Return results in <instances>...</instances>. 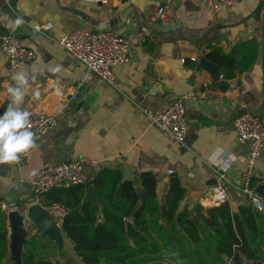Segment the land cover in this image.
Here are the masks:
<instances>
[{
    "label": "crops",
    "instance_id": "obj_1",
    "mask_svg": "<svg viewBox=\"0 0 264 264\" xmlns=\"http://www.w3.org/2000/svg\"><path fill=\"white\" fill-rule=\"evenodd\" d=\"M17 18L24 23L17 26ZM37 25L46 27L39 30ZM100 28L117 30L130 40V62L114 67L116 86L90 72L60 43L72 30ZM10 30L36 57L14 69L0 50V115L10 102L7 87L16 86L13 76L26 72L21 108L36 106L54 115L58 124L37 142L24 165L0 164L4 210L42 202L32 188L36 171L76 159L86 162L89 181L103 167L121 170L124 179L138 185L142 172H153L162 203L177 177L186 187L189 210L207 203L218 183L234 207L248 201L236 185L248 170L250 143L239 139L234 120L248 111L264 123V0H240L217 12L201 0H0V35ZM250 39L259 42L258 61L245 72L237 70L228 90L219 85L222 77L214 83L199 68V58L215 48L230 52ZM79 83L83 85L77 89ZM183 95H190L186 148L155 127L145 112L164 109ZM217 148L224 151L214 164L209 157ZM227 154L235 158L225 171L228 180H221L217 164ZM252 176L264 182V146ZM90 187L85 199L98 206L103 218V206ZM62 231L68 257L56 244L55 260L82 264Z\"/></svg>",
    "mask_w": 264,
    "mask_h": 264
},
{
    "label": "trees",
    "instance_id": "obj_2",
    "mask_svg": "<svg viewBox=\"0 0 264 264\" xmlns=\"http://www.w3.org/2000/svg\"><path fill=\"white\" fill-rule=\"evenodd\" d=\"M206 56L220 66L219 85L228 90L237 70L245 72L258 61L259 42L242 41L230 52L215 48ZM89 185L103 206V218L98 206L85 199ZM251 186L264 197L261 178L252 176ZM41 199L44 205L61 203L67 208L62 226L85 264H264V212L249 198L237 207L227 200L189 210L186 187L177 177L171 179L164 203L153 172H142L138 185L108 167L91 181L53 188ZM3 201L0 197V264L9 251ZM56 248L54 241L34 234L26 240L24 264H71L54 259Z\"/></svg>",
    "mask_w": 264,
    "mask_h": 264
},
{
    "label": "built area",
    "instance_id": "obj_3",
    "mask_svg": "<svg viewBox=\"0 0 264 264\" xmlns=\"http://www.w3.org/2000/svg\"><path fill=\"white\" fill-rule=\"evenodd\" d=\"M100 3H106L109 0H92ZM202 3L217 12L223 7L235 5L240 0H201ZM160 13L163 9L160 8ZM46 27L37 25L39 30ZM60 43L72 56V58L81 61L87 69L99 75L104 81L114 86L117 85L114 67L125 65L131 60L130 40L123 33L111 29H77L65 34ZM0 50L7 57L11 66L15 69L22 63L33 60L36 52L25 46L15 30L3 32L0 35ZM197 61V58H192ZM83 83L77 85L81 88ZM190 95H183L176 98L169 106L164 109L152 110L146 108L145 112L152 124L164 132L172 141L178 143L182 148L187 147L188 123L186 119L187 106L186 101ZM75 98H78L75 95ZM22 110L31 113L29 118L32 125L31 131L35 133V142L41 140L51 129L58 124L56 117L36 106L24 107ZM234 125L238 132L239 139L250 143V152L247 157L248 170L238 182L236 188L241 194L248 196L252 206L264 212V197L259 195L255 188L251 186L252 173L256 160L260 157L264 146V123L259 115L252 112H243L239 114ZM32 149L27 153L20 154L16 163L22 166L26 163ZM234 156L227 154L223 156L218 166V174L221 180H228L226 168L233 162ZM85 161L76 159L68 163L57 165L45 164L40 167L32 179V188L36 197H42V194L57 187H69L74 184H84L87 182L85 174ZM228 200V194L225 186L216 184L213 186L209 201L202 203L205 207L224 203ZM210 201L213 203L211 204ZM51 213L54 214L59 222L67 213V208L61 203L45 205Z\"/></svg>",
    "mask_w": 264,
    "mask_h": 264
},
{
    "label": "water",
    "instance_id": "obj_4",
    "mask_svg": "<svg viewBox=\"0 0 264 264\" xmlns=\"http://www.w3.org/2000/svg\"><path fill=\"white\" fill-rule=\"evenodd\" d=\"M160 21L163 23L162 20ZM164 25L162 24V26ZM169 27L171 26L169 25ZM199 68L207 71L214 83L222 77L220 66L205 55L199 58ZM90 188L89 185L88 189ZM7 213L9 251L4 261L5 264H24L25 243L34 234H42L47 239L54 241L58 246L59 253H63L65 245L62 223L56 219L54 214L42 202H34L26 207L25 210L11 208Z\"/></svg>",
    "mask_w": 264,
    "mask_h": 264
},
{
    "label": "clouds",
    "instance_id": "obj_5",
    "mask_svg": "<svg viewBox=\"0 0 264 264\" xmlns=\"http://www.w3.org/2000/svg\"><path fill=\"white\" fill-rule=\"evenodd\" d=\"M22 18H17V26L23 24ZM16 86L9 85L7 92L10 96L3 115H0V164L17 162L20 154L27 153L36 147L35 133L31 131L30 116L31 113L22 110L21 105L24 102V86L28 83L27 73L21 72L13 76ZM39 95V93H36ZM56 95H61L59 88L56 89ZM222 148H217L209 157L211 163H218V157L223 154Z\"/></svg>",
    "mask_w": 264,
    "mask_h": 264
},
{
    "label": "rangeland",
    "instance_id": "obj_6",
    "mask_svg": "<svg viewBox=\"0 0 264 264\" xmlns=\"http://www.w3.org/2000/svg\"><path fill=\"white\" fill-rule=\"evenodd\" d=\"M12 207H13V206H10V209H11ZM10 209H8V210H10ZM8 210H6V211H8ZM52 247H53V249H55V248H54V247H55L54 244L52 245ZM63 249H64V250H63V253H62L63 256L68 257V252H69L68 247H67V246H64ZM54 259H56L55 256H54ZM68 260H69V259H68ZM6 261H7V260H6ZM81 262H82V261H81ZM82 264H85V263L82 262Z\"/></svg>",
    "mask_w": 264,
    "mask_h": 264
},
{
    "label": "bare ground",
    "instance_id": "obj_7",
    "mask_svg": "<svg viewBox=\"0 0 264 264\" xmlns=\"http://www.w3.org/2000/svg\"><path fill=\"white\" fill-rule=\"evenodd\" d=\"M210 203L212 204L213 202H212V201H210Z\"/></svg>",
    "mask_w": 264,
    "mask_h": 264
}]
</instances>
